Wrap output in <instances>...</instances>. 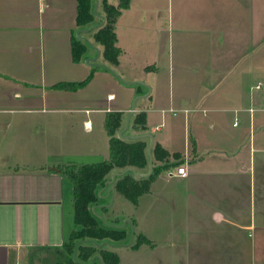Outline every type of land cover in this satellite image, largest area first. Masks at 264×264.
<instances>
[{
	"label": "crops",
	"instance_id": "crops-1",
	"mask_svg": "<svg viewBox=\"0 0 264 264\" xmlns=\"http://www.w3.org/2000/svg\"><path fill=\"white\" fill-rule=\"evenodd\" d=\"M136 1L118 19L123 49L118 63H106L97 46L98 62L123 82L108 69L87 63L97 55L93 48L85 60H74V38L86 42L81 37L89 33L77 34L83 30L77 27V0H0V264H26L28 253L48 251L45 247L62 246L68 239L74 227L65 205L67 179L52 168L72 161L76 153L98 158L100 147L109 157L104 126L109 112L123 115L119 132L130 114L124 131L128 141L151 133L152 150L159 144L170 154L174 166L168 170L184 166L188 171L186 177L171 178L168 170L161 172L134 205L141 215L142 199L148 197L152 233L143 228L140 215L134 224L132 215L118 213L114 202L107 207L113 187L99 191V214L106 222L121 226L130 220L135 236L149 241L134 247V237L131 245L110 247L119 264L128 252L136 256L139 250L155 253L161 247L175 248L184 260L193 256L190 264H264V81L251 83L252 71L264 73V53L252 60L255 51L264 50V0H197L194 10L181 6V12L196 16L195 30H209L215 37L211 50L216 46V51L220 47L231 53L211 58L201 74L198 68L181 67L176 79L170 60L169 86L159 59L139 60L122 44L123 29L136 30L145 11ZM141 1L145 8L149 0ZM172 22L178 24L170 12L160 26L171 28ZM224 30L228 37L218 36ZM220 61L232 72L245 68L246 74L228 90V101L217 90L222 70L214 63ZM90 76L77 91L56 88ZM139 113L146 114V133L132 125ZM162 154L156 151L158 157ZM159 161L153 159L156 166ZM67 219L72 226L66 232ZM140 260L149 263L150 256L134 264Z\"/></svg>",
	"mask_w": 264,
	"mask_h": 264
},
{
	"label": "trees",
	"instance_id": "trees-1",
	"mask_svg": "<svg viewBox=\"0 0 264 264\" xmlns=\"http://www.w3.org/2000/svg\"><path fill=\"white\" fill-rule=\"evenodd\" d=\"M132 1L119 0L115 5L110 0H99L97 13L105 16V23L84 35L91 39L95 46L102 47V57L109 65H116L119 56L123 53V49L118 46L117 23L123 11L130 8ZM95 3L96 0H77V27L79 29H87L101 22V19L94 13ZM89 49L92 50L86 42L77 37L74 38L73 58L76 62L85 60ZM90 78L91 76L79 83H60L56 88L77 91L86 86ZM124 120L121 113L109 112L105 115L104 126L110 138L107 159L86 164L68 162L52 168L72 185V217L75 226L62 246L45 247L48 251H52L51 264H119V256L109 246L98 248L90 242L93 240L97 243L107 241L111 244H127L131 237L130 228L107 226V223L104 224L98 217L101 212L98 208L99 191L107 186V182L111 181L114 173H121L108 187H113L116 193L118 192L137 207L140 198L149 192L151 183L159 174L174 166L169 163V152L161 148L159 144H155L151 154L153 159L160 160L159 163L162 164L155 165L151 176L136 178V172L145 175L149 171L148 147L150 143L146 139L125 141L119 138L117 135ZM132 125L140 132L146 133L148 131L146 114H136ZM158 150L163 153L159 157L156 155ZM94 207L97 208L94 210ZM104 210L107 211L108 208ZM78 242L80 243L77 247L76 259H74L73 255ZM148 242L146 238L138 236L134 247ZM37 252L38 250H34L29 254L30 264H34ZM96 256L100 260L93 261Z\"/></svg>",
	"mask_w": 264,
	"mask_h": 264
},
{
	"label": "rangeland",
	"instance_id": "rangeland-1",
	"mask_svg": "<svg viewBox=\"0 0 264 264\" xmlns=\"http://www.w3.org/2000/svg\"><path fill=\"white\" fill-rule=\"evenodd\" d=\"M116 1L117 0H115L114 3H116ZM147 4L148 5H145L146 7L144 8L143 2L141 0L136 1L137 8L139 9L142 8L145 11H142L139 14L140 22L136 30H130V32L127 33L125 29H123V31L121 32V41L122 44H125L129 48L131 54L135 55L137 59H139L141 56L139 60L151 61V60L159 59L161 61L160 62L161 72L165 77L164 79L166 80L165 83L167 86H169V80H168L169 73L167 70L169 67L168 63L170 62V60L172 61V68L174 70V74L172 73V77L176 79L177 72L179 71V69H181V67L187 69L188 71L191 69V67L198 68L199 74H201L204 73L203 68L208 67L210 65L208 61L211 58L212 59L214 57L222 58L223 54L228 55V53L229 54L231 53L230 49L224 51L220 47H218L219 51H216L217 48L216 46H214L215 51L211 50V48L213 47L212 44L216 45V42L214 40L215 37H212V34L209 30H195L192 21L193 19L196 18V16L193 15L192 12H186V13L181 12V6H183L187 10L196 9L195 5L197 4V0L195 1L194 0H149ZM170 12H171V17H173L177 21L176 23L178 24H173L172 22L171 28L164 29L163 28L164 26H160V23H162L164 19L168 18ZM182 18L183 21L181 22V25H179ZM158 28H160V32ZM218 36L228 37L227 30H224L223 32H218ZM251 53H253V51H251ZM263 53L264 50L255 51V54L254 53L252 54L253 56L252 60L255 59V57L262 58ZM204 57L206 58V63L202 62ZM183 59H185L186 61H183ZM214 64H215L214 66L215 69H217L216 68L217 65L219 66L220 70H222L219 72L220 82L218 84L217 90L221 95H224L228 101L229 98H231V96L227 94L228 90L230 88H233L234 85L238 84L239 79L241 80L240 77L241 74L243 76L246 74L245 68L244 66L242 68H236V70L232 72V70L226 69V67L224 66L225 64L222 63L221 61L220 63L216 62ZM221 66L223 68H221ZM252 72L253 74L251 76V81H252L251 83H255L254 85H256L257 79H262L264 81V73L262 71H252ZM213 73L217 75L216 71ZM223 73L226 79L225 81L222 80L221 77L223 76L222 75ZM200 79L205 83V79L203 78ZM243 81L245 87L248 86L246 79H244ZM204 83L203 86H205ZM261 85L262 83L259 82L257 84V88H260ZM224 88L226 91H222ZM260 94H262L261 97L263 96L264 99V90L260 92ZM237 123H241V121L237 120ZM123 135L124 138L122 139L128 141V138L125 137L124 132ZM78 156L79 154L76 153L73 160L69 162H73L77 164H86V163H93L94 161H101L108 157V152L107 150L105 151L103 148L100 147L99 152L96 154L98 158H91V157L80 158ZM71 195H72V185L67 180L64 198L66 199L65 200L66 210L67 212L69 211L68 213L70 214H72L71 213L72 206L70 203ZM147 198L148 197L145 196L142 199L143 209L141 211V215L138 212H136V207H134V204L128 199H126L124 196L119 194L118 192L114 194L113 202L115 204V209L118 210V213H122L124 215L128 213L132 215L129 219L132 220L134 224L136 217L138 218L140 215L143 221L142 222L143 228L149 231L150 233H152L153 231L150 230L151 226H148ZM112 209L113 208H111V210ZM70 219L73 220V217L72 218L70 217ZM70 219H67L68 221L67 224L65 223L66 232L69 230L68 228L72 226V221ZM102 221L106 222V219H103ZM125 222L126 219L123 221V224ZM132 222L130 221L127 225L129 227L131 225L135 227L132 224ZM74 226L75 225L73 221L72 227ZM138 235L139 234L136 233V236L134 235V237H136L137 239ZM111 249L115 250L114 248ZM174 249L175 248L169 249L167 247L164 248L161 247L159 249L161 251L155 253L149 250H147L148 252L146 250H144L143 252L139 250L138 252L139 254L136 256L128 252L125 255L124 264H134L135 261L138 262L139 259H146L149 256H150V260H148L149 263H147V261L140 260L139 264H190L191 262H193L192 260L193 256L188 255V258L184 260L183 258L184 254H180V252ZM163 251L165 252L172 251V252L165 254V252ZM51 252L52 251L37 252V256L34 264H51L50 262ZM29 254L30 253H28L25 256L26 264H30Z\"/></svg>",
	"mask_w": 264,
	"mask_h": 264
},
{
	"label": "water",
	"instance_id": "water-1",
	"mask_svg": "<svg viewBox=\"0 0 264 264\" xmlns=\"http://www.w3.org/2000/svg\"><path fill=\"white\" fill-rule=\"evenodd\" d=\"M98 7H99V0H96L95 7H94V13L96 14V16H97L98 18L101 19V22L98 23V24H96V25H94V26H92V27L89 28V29H83V30H80V31L77 33L78 36H80V33H82V32H90V31H92V30H94V29H96V28L102 26V25L105 23V16H104V15H99V14L97 13V11H98ZM81 38H83V39L89 44V46H91V48H93V49L96 51V53H97V55H96L95 58L87 59V60H86L87 63H88L89 65H91V66L106 68V69H108L109 71L113 72V73H114V74H115V75H116L121 81H123V80L121 79V77H120L119 75H117V74H116V73H115V72H114L109 66H107L106 64H102V63H99V62H98V59H99L100 56H101V50H100L97 46H95V45H94L90 40H88L87 38H85V37H81ZM123 82H124V81H123ZM133 107H134V104H133ZM129 120H130V114H129V116L127 117V125H126V127H125L123 130H121V131L119 132V136H120V138H124L123 132L126 131V129L128 128ZM131 138H132L133 140H136V139H149V140H150V145H149V147H148V155H149V171H148V173L145 174V175L139 174V173H137V172L135 173V176H136V178H138V179H139V178H143V177H149V176L152 175L153 170H154V168H155V164H154V162H153V158H152V154H151V150H152L153 143H154V136H153L151 133H146V134H142V135H138V136H132ZM119 175H121V173H114L113 176H112L111 181L107 182L106 185H109V184L113 183L114 180H115V178H116L117 176H119ZM109 193L112 194V195H111L110 203L107 205V207L110 206V205H112V203H113V196H114V194H115V191H114V190H110ZM99 195L101 196V193H99ZM95 209H96V207L94 208V210H95ZM98 217H99L100 219H102V220L104 219L101 215H98ZM129 222H130V221L127 220V221H126L124 224H122L121 226H111V225L106 224L105 221H104V224H106L107 226H110V227H116V228H122V229H125L126 226H127V224H128ZM130 227H131V237H130V241H129L126 245H131V244H132V242H133V238H134V235H135V228H134L132 225H131ZM90 242H92V243H93L95 246H97L98 248H102V247H104V246L116 247V246L120 245V244H111V243H109V242H107V241H104V242H101V243H97L96 241L90 240ZM79 243H80V242H78V244L76 245V249H75V252H74V255H73L74 259H76V255H77V247H78ZM96 259L100 260V258H99L98 256H96V257H94L93 261H95Z\"/></svg>",
	"mask_w": 264,
	"mask_h": 264
},
{
	"label": "built area",
	"instance_id": "built-area-1",
	"mask_svg": "<svg viewBox=\"0 0 264 264\" xmlns=\"http://www.w3.org/2000/svg\"><path fill=\"white\" fill-rule=\"evenodd\" d=\"M167 175L171 177H186L188 175L187 168L184 166H178L176 168H173L171 170H168Z\"/></svg>",
	"mask_w": 264,
	"mask_h": 264
}]
</instances>
